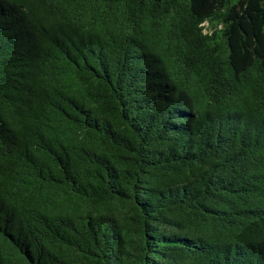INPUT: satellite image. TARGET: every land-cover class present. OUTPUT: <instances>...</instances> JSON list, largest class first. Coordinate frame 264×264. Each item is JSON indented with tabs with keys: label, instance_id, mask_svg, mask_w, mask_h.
Returning <instances> with one entry per match:
<instances>
[{
	"label": "trees",
	"instance_id": "obj_1",
	"mask_svg": "<svg viewBox=\"0 0 264 264\" xmlns=\"http://www.w3.org/2000/svg\"><path fill=\"white\" fill-rule=\"evenodd\" d=\"M0 264H264V0H0Z\"/></svg>",
	"mask_w": 264,
	"mask_h": 264
}]
</instances>
